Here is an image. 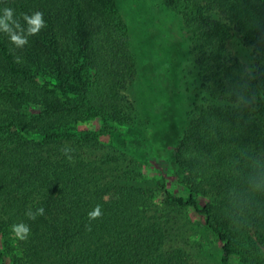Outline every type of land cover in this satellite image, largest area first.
Returning a JSON list of instances; mask_svg holds the SVG:
<instances>
[{
  "label": "trees",
  "instance_id": "trees-1",
  "mask_svg": "<svg viewBox=\"0 0 264 264\" xmlns=\"http://www.w3.org/2000/svg\"><path fill=\"white\" fill-rule=\"evenodd\" d=\"M164 4L198 77L181 135L161 150L129 94L138 66L117 0H0L25 39L0 25V264H264V0ZM36 11L44 26L30 35L22 14ZM154 159L180 191L142 173ZM21 221L27 240L11 234ZM196 230L220 252L185 237Z\"/></svg>",
  "mask_w": 264,
  "mask_h": 264
},
{
  "label": "rangeland",
  "instance_id": "rangeland-1",
  "mask_svg": "<svg viewBox=\"0 0 264 264\" xmlns=\"http://www.w3.org/2000/svg\"><path fill=\"white\" fill-rule=\"evenodd\" d=\"M117 1L130 27L138 66V77L129 91L130 97L136 103L139 119L151 140L161 150L173 148L197 91L198 70L189 51L186 28L181 18L165 6L164 0ZM85 125L98 128L100 121L92 119ZM101 141L108 142L109 139L103 137ZM142 173L147 177L163 176L169 188L175 192L181 190L174 184L176 179L169 163L163 160L154 159L142 168ZM162 198L157 194L158 200ZM189 218L203 221V217L192 211ZM185 237L191 242L201 238L208 250L214 247L216 253L220 252L221 243L215 236L205 238L200 230H196ZM0 246L4 247L3 239ZM233 264L242 263L234 258Z\"/></svg>",
  "mask_w": 264,
  "mask_h": 264
},
{
  "label": "clouds",
  "instance_id": "clouds-1",
  "mask_svg": "<svg viewBox=\"0 0 264 264\" xmlns=\"http://www.w3.org/2000/svg\"><path fill=\"white\" fill-rule=\"evenodd\" d=\"M5 15L3 18H0V25H2L6 32L9 33L10 39L12 42H14L16 45H22L25 43V39L21 37L20 35L12 34V29L8 27V25L5 23V20H11L14 14V10L12 8H5L3 9ZM23 19L27 21L29 28H28V34H38L39 30L42 26H44V21L42 20V13L40 11L34 12L32 16H29L27 13L22 14ZM65 153L69 151V149H64ZM69 161L72 160V157L68 156ZM25 215L28 217V219H36L37 216L44 215V208L38 207L35 211H33L31 208H28L25 212ZM102 216L101 206L96 205L93 210L89 211L88 217L89 220L98 219ZM87 230H91V225L86 226ZM11 234L14 239L16 240H27L31 229L30 227L25 224L23 221L18 223H13L10 225Z\"/></svg>",
  "mask_w": 264,
  "mask_h": 264
}]
</instances>
